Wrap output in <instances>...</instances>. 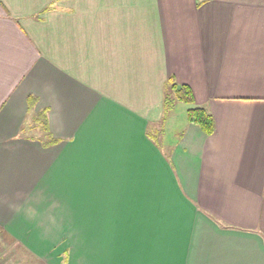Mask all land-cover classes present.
Here are the masks:
<instances>
[{"label": "crops", "instance_id": "crops-1", "mask_svg": "<svg viewBox=\"0 0 264 264\" xmlns=\"http://www.w3.org/2000/svg\"><path fill=\"white\" fill-rule=\"evenodd\" d=\"M44 110L50 147L22 132ZM0 234L46 264H264V0H0Z\"/></svg>", "mask_w": 264, "mask_h": 264}, {"label": "trees", "instance_id": "trees-1", "mask_svg": "<svg viewBox=\"0 0 264 264\" xmlns=\"http://www.w3.org/2000/svg\"><path fill=\"white\" fill-rule=\"evenodd\" d=\"M177 102L184 103L189 107L187 110V117L190 123L198 126L202 132L210 136L215 131V121L213 115L205 108L195 105L194 95L189 86L179 84L175 77H170L166 83V92L164 99V108L166 113L171 111ZM33 105V100L30 102ZM47 110L41 112L34 120V126L31 128L25 126L22 132H28L32 128H40L44 134L39 139L41 143L46 146H54L59 143V141L53 137L47 125Z\"/></svg>", "mask_w": 264, "mask_h": 264}, {"label": "rangeland", "instance_id": "rangeland-1", "mask_svg": "<svg viewBox=\"0 0 264 264\" xmlns=\"http://www.w3.org/2000/svg\"><path fill=\"white\" fill-rule=\"evenodd\" d=\"M189 106L177 102L174 107V113L176 116L184 114V110ZM27 134L30 136L42 137V130L40 128H32L28 130ZM0 264H46L42 260L38 259L29 251L17 244L14 240L10 239L5 234H0Z\"/></svg>", "mask_w": 264, "mask_h": 264}]
</instances>
